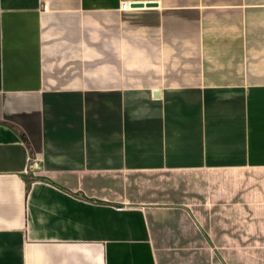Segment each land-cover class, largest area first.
Returning <instances> with one entry per match:
<instances>
[{
  "label": "crops",
  "instance_id": "1",
  "mask_svg": "<svg viewBox=\"0 0 264 264\" xmlns=\"http://www.w3.org/2000/svg\"><path fill=\"white\" fill-rule=\"evenodd\" d=\"M162 6L0 0V264H225L239 245L222 232L264 173V62L246 82L130 87V12ZM216 7L236 38L264 0Z\"/></svg>",
  "mask_w": 264,
  "mask_h": 264
},
{
  "label": "rangeland",
  "instance_id": "2",
  "mask_svg": "<svg viewBox=\"0 0 264 264\" xmlns=\"http://www.w3.org/2000/svg\"><path fill=\"white\" fill-rule=\"evenodd\" d=\"M205 1L209 9L203 17L200 0H192V11L186 10V0H162V8L154 12H130V87L170 88L256 79L252 67L259 60L264 62V8H258L256 22L249 21L248 12L242 11L241 36L226 38L223 31L231 29L232 23L221 18L229 12L216 6L231 0ZM250 186L256 193L253 203L242 206L235 229L222 232L226 239L239 242L224 247L225 264H264V173H257Z\"/></svg>",
  "mask_w": 264,
  "mask_h": 264
},
{
  "label": "water",
  "instance_id": "3",
  "mask_svg": "<svg viewBox=\"0 0 264 264\" xmlns=\"http://www.w3.org/2000/svg\"><path fill=\"white\" fill-rule=\"evenodd\" d=\"M132 7H156L158 6L157 2H148V3H132L131 4ZM154 96L155 97H159L160 96V92L158 90L154 91Z\"/></svg>",
  "mask_w": 264,
  "mask_h": 264
},
{
  "label": "built area",
  "instance_id": "4",
  "mask_svg": "<svg viewBox=\"0 0 264 264\" xmlns=\"http://www.w3.org/2000/svg\"><path fill=\"white\" fill-rule=\"evenodd\" d=\"M131 4L132 3L124 1V2L121 3L120 8H121V10H124V11L130 10L131 9Z\"/></svg>",
  "mask_w": 264,
  "mask_h": 264
},
{
  "label": "bare ground",
  "instance_id": "5",
  "mask_svg": "<svg viewBox=\"0 0 264 264\" xmlns=\"http://www.w3.org/2000/svg\"><path fill=\"white\" fill-rule=\"evenodd\" d=\"M135 8H136V7H132V5H131V9H135ZM131 9H130V10H131Z\"/></svg>",
  "mask_w": 264,
  "mask_h": 264
}]
</instances>
